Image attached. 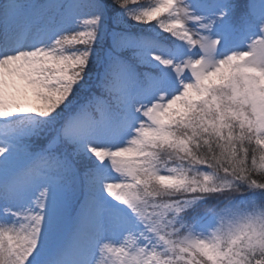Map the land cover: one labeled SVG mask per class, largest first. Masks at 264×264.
<instances>
[{"label":"snow or ice","instance_id":"1","mask_svg":"<svg viewBox=\"0 0 264 264\" xmlns=\"http://www.w3.org/2000/svg\"><path fill=\"white\" fill-rule=\"evenodd\" d=\"M0 264H264V0H0Z\"/></svg>","mask_w":264,"mask_h":264},{"label":"trees","instance_id":"2","mask_svg":"<svg viewBox=\"0 0 264 264\" xmlns=\"http://www.w3.org/2000/svg\"><path fill=\"white\" fill-rule=\"evenodd\" d=\"M82 95H88V92H87V90H85L83 93H82Z\"/></svg>","mask_w":264,"mask_h":264}]
</instances>
